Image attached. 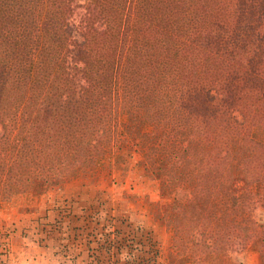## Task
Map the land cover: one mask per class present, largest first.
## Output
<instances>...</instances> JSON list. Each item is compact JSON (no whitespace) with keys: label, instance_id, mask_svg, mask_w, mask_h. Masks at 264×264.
<instances>
[{"label":"trees","instance_id":"1","mask_svg":"<svg viewBox=\"0 0 264 264\" xmlns=\"http://www.w3.org/2000/svg\"><path fill=\"white\" fill-rule=\"evenodd\" d=\"M135 157L177 264H264V0H0V203ZM108 217L87 246L158 264L151 231Z\"/></svg>","mask_w":264,"mask_h":264},{"label":"rangeland","instance_id":"2","mask_svg":"<svg viewBox=\"0 0 264 264\" xmlns=\"http://www.w3.org/2000/svg\"><path fill=\"white\" fill-rule=\"evenodd\" d=\"M135 164L136 157L128 162L123 173L114 172L109 180H100L98 185L92 184L96 187H91L88 185L89 181L77 177L44 194L28 197V200L32 197L40 199L44 207H47L42 212L44 221L41 226L37 225V228L43 237L39 245L45 248L44 252L47 251L48 255L53 254L56 259L53 264H111L113 259L108 261L104 252L95 250L94 243L87 246L85 238V233H91L89 229H98L105 225L106 216H119L123 219L118 224L112 222L114 231L120 234L129 231L126 224L131 225V228L139 226L151 231L153 240L158 244V264H177V258L171 250V233L162 227L159 229L149 215V204L156 202L159 203L160 211L168 212L169 195L157 191L156 185L142 177ZM96 191L103 192L99 202L104 201V204L101 206L98 202L96 203L98 206H86L84 201L95 198ZM28 200L21 204H15L16 201L1 202L0 206L3 204L22 206L27 204ZM97 210H101L99 212L101 220L89 221L85 225L83 218L93 220L94 212ZM125 219L127 221H124ZM81 226L83 227L80 228ZM243 262L258 264L257 256L251 248L246 250Z\"/></svg>","mask_w":264,"mask_h":264},{"label":"crops","instance_id":"3","mask_svg":"<svg viewBox=\"0 0 264 264\" xmlns=\"http://www.w3.org/2000/svg\"><path fill=\"white\" fill-rule=\"evenodd\" d=\"M41 200L32 197L22 206H0V264H53V254L39 245L44 221ZM3 233V234H2Z\"/></svg>","mask_w":264,"mask_h":264}]
</instances>
